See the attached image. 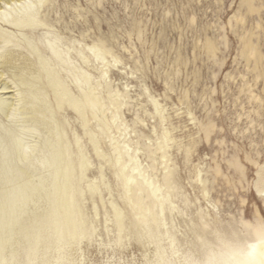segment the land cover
<instances>
[{
	"label": "rangeland",
	"instance_id": "374dc122",
	"mask_svg": "<svg viewBox=\"0 0 264 264\" xmlns=\"http://www.w3.org/2000/svg\"><path fill=\"white\" fill-rule=\"evenodd\" d=\"M38 8L36 26L0 20L15 37L0 47L15 51L0 64V86L15 96L29 88L22 81L40 86L70 147L79 230L59 243L40 227L47 240L34 250L20 234L5 257L206 264L212 252L263 235L264 0H42ZM49 185L19 202L22 220L47 211Z\"/></svg>",
	"mask_w": 264,
	"mask_h": 264
},
{
	"label": "bare ground",
	"instance_id": "6f19581e",
	"mask_svg": "<svg viewBox=\"0 0 264 264\" xmlns=\"http://www.w3.org/2000/svg\"><path fill=\"white\" fill-rule=\"evenodd\" d=\"M41 2L0 0V4H4L0 5V20L15 26H36L39 23L37 14ZM14 39L0 25V47L10 44ZM51 49L58 56L59 51L52 45ZM14 52L10 48L3 50L0 64L14 62ZM22 83L29 88L24 90L16 84L19 87L16 88V96L7 93L10 88L8 83L0 86V110L11 117L15 126L11 129L0 119V264H14V255L8 259L5 252L20 234L29 235L34 250L38 243L47 240L40 227L47 231L53 228L59 243L66 234L74 236L79 230L69 144L64 141L54 112L42 101L41 93L35 91L41 90L40 86L32 82ZM51 83L53 86L59 84L53 78ZM39 165L46 169V177L36 170ZM47 179L50 185L43 194L48 201L47 211L41 215L35 214L34 220H22L18 214L19 202L28 201ZM80 229L83 233L84 229ZM206 264H264V234L229 250L212 252Z\"/></svg>",
	"mask_w": 264,
	"mask_h": 264
}]
</instances>
